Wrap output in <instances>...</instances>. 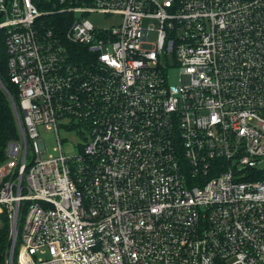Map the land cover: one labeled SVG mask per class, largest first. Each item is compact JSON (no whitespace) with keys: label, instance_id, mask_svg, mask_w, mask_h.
<instances>
[{"label":"built area","instance_id":"2783aa9c","mask_svg":"<svg viewBox=\"0 0 264 264\" xmlns=\"http://www.w3.org/2000/svg\"><path fill=\"white\" fill-rule=\"evenodd\" d=\"M0 44L4 264H264V0H0Z\"/></svg>","mask_w":264,"mask_h":264},{"label":"trees","instance_id":"16d2710c","mask_svg":"<svg viewBox=\"0 0 264 264\" xmlns=\"http://www.w3.org/2000/svg\"><path fill=\"white\" fill-rule=\"evenodd\" d=\"M0 75L10 93L17 97V88L8 77L7 56L4 52L0 54ZM17 137V123L11 102L6 91L0 86V164L7 159L8 144ZM9 230L8 222L0 228V264L5 261L4 252L8 247Z\"/></svg>","mask_w":264,"mask_h":264},{"label":"rangeland","instance_id":"374dc122","mask_svg":"<svg viewBox=\"0 0 264 264\" xmlns=\"http://www.w3.org/2000/svg\"><path fill=\"white\" fill-rule=\"evenodd\" d=\"M91 21L99 27H111L119 22L118 17H107L99 14H95L91 16ZM154 25H157V22H152ZM146 26L149 24V22L144 23ZM156 37L155 34L152 32L150 35L149 41H155ZM0 54L4 52V46L2 45L0 48ZM5 53V52H4ZM168 77H169V83L171 85H178L180 83V75L179 70L175 66L174 59L170 62V68L168 69ZM60 136L61 138L67 139V141L64 143V149L66 151H70L72 148L75 149V146L79 143V136L76 132H66L62 127H60ZM42 137L47 141L48 146H53L55 144L54 135L51 131H43ZM70 144L72 145V148L69 147Z\"/></svg>","mask_w":264,"mask_h":264},{"label":"water","instance_id":"95a60500","mask_svg":"<svg viewBox=\"0 0 264 264\" xmlns=\"http://www.w3.org/2000/svg\"><path fill=\"white\" fill-rule=\"evenodd\" d=\"M0 86H1L5 91H7L6 84H5V82L3 81L1 75H0Z\"/></svg>","mask_w":264,"mask_h":264}]
</instances>
